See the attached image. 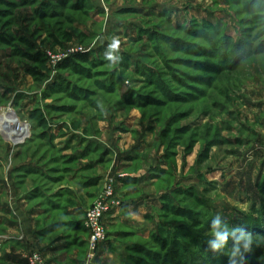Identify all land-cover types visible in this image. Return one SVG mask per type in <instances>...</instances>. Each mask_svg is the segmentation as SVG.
<instances>
[{
	"label": "rangeland",
	"instance_id": "1",
	"mask_svg": "<svg viewBox=\"0 0 264 264\" xmlns=\"http://www.w3.org/2000/svg\"><path fill=\"white\" fill-rule=\"evenodd\" d=\"M80 52L91 61L62 68ZM0 110L29 128L21 143L0 132V253L48 263L62 241L94 262L75 223L111 183L119 205L154 202L141 232L118 227L123 264H264V0H0Z\"/></svg>",
	"mask_w": 264,
	"mask_h": 264
},
{
	"label": "crops",
	"instance_id": "2",
	"mask_svg": "<svg viewBox=\"0 0 264 264\" xmlns=\"http://www.w3.org/2000/svg\"><path fill=\"white\" fill-rule=\"evenodd\" d=\"M142 143V142H141ZM140 145H137L135 149L137 151H140L141 148ZM139 149V150H138ZM133 154H137V152L132 151ZM129 153L131 151L129 150ZM128 153V154H129ZM127 155H125L126 157ZM127 158H130L129 155ZM153 169L155 168L158 171L160 170V166L153 165ZM145 174L150 175L152 179L156 176L154 172L144 171ZM143 175V174H142ZM140 176V173L133 172V173H124L120 175V177L117 176L119 183L121 187L126 186L130 183L137 184V179ZM151 179V178H150ZM92 182L97 183V187H101L102 185V179L101 175L99 177H95L92 179ZM88 184V183H87ZM165 191H162L159 195H155L153 199L157 200L158 197H161ZM90 194V193H88ZM158 196V197H157ZM144 196L138 197L135 199H129L124 200L122 203L116 208L114 211L106 215L105 217V224L108 229V237L104 243L100 245L99 248V254L98 258L91 263H86V258H79V249H75V251H67L66 248L69 247L68 243H62V241H57L53 245H46L43 246V252L46 254V256L49 258L48 263L49 264H123L124 261L127 259L128 252V244L126 241H124L122 238L126 234L122 230H120L118 227H124L129 228L131 231L133 229L140 230L142 228H146L148 226V217L151 215L150 208H152L154 202L145 201ZM87 206L84 205V203H80L74 207L69 208L71 213L78 214L82 210L86 211L85 208ZM42 212V210H36L35 213ZM54 224H50L55 225ZM50 225L45 227V230L48 229ZM30 227V226H29ZM41 230H38V233H40ZM32 236L34 235H28L27 240L30 242L32 241ZM35 237V236H34ZM17 238V236H13L11 240L14 243V245H18L20 247H24L27 244V241L25 238L23 239V242H20V240L14 241ZM80 241L78 243V246L83 245V251L85 252L84 248H87L88 245V238L87 235H83L80 237ZM10 243V242H9ZM8 245V244H7ZM24 250V249H23ZM31 253H21L17 250L11 251L10 247H6L5 250H2L0 253V258L2 259V263L0 264H28L27 262V256Z\"/></svg>",
	"mask_w": 264,
	"mask_h": 264
},
{
	"label": "built area",
	"instance_id": "3",
	"mask_svg": "<svg viewBox=\"0 0 264 264\" xmlns=\"http://www.w3.org/2000/svg\"><path fill=\"white\" fill-rule=\"evenodd\" d=\"M84 49L77 50L83 51ZM56 62L60 61L62 57L54 58ZM105 193L101 198L97 199L95 203L86 211L84 225L89 230V245L90 260L95 259L96 253L100 244L106 241L107 231L104 219L106 215L118 208L119 203L114 201V186L109 183L106 185ZM28 264H48L43 255L37 251L27 256Z\"/></svg>",
	"mask_w": 264,
	"mask_h": 264
},
{
	"label": "trees",
	"instance_id": "4",
	"mask_svg": "<svg viewBox=\"0 0 264 264\" xmlns=\"http://www.w3.org/2000/svg\"><path fill=\"white\" fill-rule=\"evenodd\" d=\"M58 1L60 3H63V4H67V2H69V0H58ZM30 46H32V45H30ZM41 56H42L41 53H36V55L30 56V58L32 60H35V61H40L42 59ZM90 61H91V55H90L89 52H80V53H75L74 55H72L69 59H67L64 63H62L61 66H62V68H64V67L66 68L67 66H71V67L72 66H76L78 68L79 67L81 68V66L78 65L77 63H84L85 64V63H88ZM59 78H58V87L59 88H63L64 87V80H63V78L62 79L61 78L59 79ZM65 84L68 86L67 83H65ZM56 91H58V90H56ZM166 156H168V155L166 154ZM163 173H165V171ZM181 190H182V188L174 187V188L171 189V191H165V193L161 196V199L162 200H167L168 198H172V193L175 194V193H178ZM29 197H31V195ZM174 209H175V212H177V213H180V211H183L184 210V208L181 207L180 205L179 206H176V208H174ZM249 222L250 223H247L246 221H240V222H238V224H237L236 227L233 226V225H230V224L227 225V226H226V224H224V225H218L216 221L213 224L214 225L217 224L218 227L217 226L216 227L219 228L220 231H225L226 232V235L232 233L231 236H235L237 234L236 231H238L240 229V227H242V226H244V227H247V226H256V225H258L259 220L258 219H255L254 217H252V220H250ZM161 224H162V227L158 230L159 232L153 234V237L154 238H157V236L159 234L166 233L167 227L165 226L164 223H161ZM56 225L58 226L59 224L56 223ZM56 225H52V226L50 225L49 227H47L48 229H46V230L48 231V230H50V228H52V227H54ZM169 225H173V223L172 224H169ZM75 226L78 229L79 228H82L85 231L87 230V228L84 225V220L83 219H81V221H78L77 223H75ZM230 226H231V230H228V228ZM168 230H167V232H168ZM44 231H45V227H44V229H42L40 231V233L41 234H44ZM203 244H205V245H203V246L201 245L202 246L201 247V251L204 254V253L208 252V243L205 242Z\"/></svg>",
	"mask_w": 264,
	"mask_h": 264
},
{
	"label": "bare ground",
	"instance_id": "5",
	"mask_svg": "<svg viewBox=\"0 0 264 264\" xmlns=\"http://www.w3.org/2000/svg\"><path fill=\"white\" fill-rule=\"evenodd\" d=\"M0 132L7 138L19 142L27 137L29 128L27 125L19 123L14 118L12 111L0 110Z\"/></svg>",
	"mask_w": 264,
	"mask_h": 264
},
{
	"label": "clouds",
	"instance_id": "6",
	"mask_svg": "<svg viewBox=\"0 0 264 264\" xmlns=\"http://www.w3.org/2000/svg\"><path fill=\"white\" fill-rule=\"evenodd\" d=\"M119 45H120V41L118 38H113L109 47L113 50H117L119 48ZM109 60H113L115 59V57H108Z\"/></svg>",
	"mask_w": 264,
	"mask_h": 264
},
{
	"label": "water",
	"instance_id": "7",
	"mask_svg": "<svg viewBox=\"0 0 264 264\" xmlns=\"http://www.w3.org/2000/svg\"><path fill=\"white\" fill-rule=\"evenodd\" d=\"M19 143H21V142H19Z\"/></svg>",
	"mask_w": 264,
	"mask_h": 264
}]
</instances>
